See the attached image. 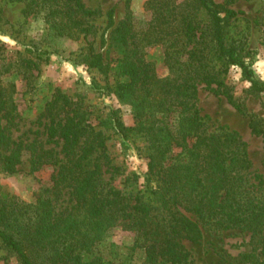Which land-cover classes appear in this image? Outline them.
Instances as JSON below:
<instances>
[{
  "label": "trees",
  "instance_id": "1",
  "mask_svg": "<svg viewBox=\"0 0 264 264\" xmlns=\"http://www.w3.org/2000/svg\"><path fill=\"white\" fill-rule=\"evenodd\" d=\"M223 1L148 0L152 19L143 30L135 29L131 12L115 26L111 11L112 42L120 54L115 68L93 41L85 48L89 68L103 74L115 69L120 77L114 93L132 106L135 125L117 118L115 128L124 139L144 140L143 182L133 173L117 184L124 173L109 151L110 136L90 119L81 100L57 89L43 110L47 140L31 143L12 138L3 118L13 122L18 104L0 100L3 171L18 172L27 153L32 169L55 167L53 185L37 191L33 202L0 206V243L19 264H104L94 248L116 226L136 233L149 264H195L185 242L197 244L205 231L229 229L250 232L260 260L246 257L264 264V177L252 176L240 133L227 126L210 131L198 106L199 86H216L213 90L249 116L252 132L264 138V122L247 114L224 80L232 66L239 67L250 92H264V80L256 78L244 42L233 33L239 12L232 5L238 0ZM28 7L56 37L87 40L95 33L99 12L83 0H32ZM138 36L142 48H167V77H158L137 47L131 49ZM61 188L74 202L64 211L57 206Z\"/></svg>",
  "mask_w": 264,
  "mask_h": 264
},
{
  "label": "rangeland",
  "instance_id": "2",
  "mask_svg": "<svg viewBox=\"0 0 264 264\" xmlns=\"http://www.w3.org/2000/svg\"><path fill=\"white\" fill-rule=\"evenodd\" d=\"M31 1L0 0V100H13L19 108V115L13 122L3 118L12 138L25 143L47 140L44 131L48 120L43 110L59 89L73 100H81L90 119L110 136L109 151L124 173L117 184L133 173L139 174L143 182L148 170L144 140L140 136L124 139L115 128L117 118L126 126L135 125L132 106L114 93L120 77L115 69L103 74L89 68L83 62V54L88 42L93 41L97 51L114 60L112 66L115 68L120 54L113 45L112 30L129 12L135 29L147 28L152 19V11L147 9L148 0H83L88 8L99 12L94 20L95 33L87 40L54 36L40 13H30L28 5ZM232 7L239 12L233 33L244 42L246 60L252 64L256 78L264 80V0H238ZM111 11L115 26L110 27ZM139 41L138 36L131 49L137 47L146 65L158 77H167L170 74L167 48L162 45L142 48ZM224 80L247 114L264 122V92L251 93V84L242 77L239 67L232 66ZM213 88L216 86H199L198 106L202 115L208 117L206 126L210 131L219 126L238 131L247 143L252 176L264 177L263 136L254 134L250 117L240 113L225 95L217 94ZM4 113L0 103V117ZM60 149L58 146L56 150ZM32 168L28 153L16 173L4 172L0 162V206L15 200L33 202L37 191L53 185V165L46 164L37 170ZM56 198L58 211H64L74 203L67 188H61ZM185 245L195 264H254V258L246 255L253 254L258 260L260 251L253 244L251 233L239 229L208 230L200 243L185 242ZM94 251L103 258L104 264H149L144 250L138 246L136 233L121 226L109 229ZM0 264H19L1 243Z\"/></svg>",
  "mask_w": 264,
  "mask_h": 264
}]
</instances>
